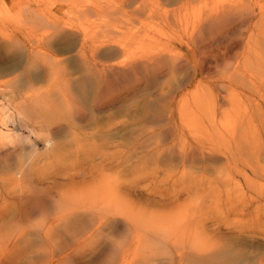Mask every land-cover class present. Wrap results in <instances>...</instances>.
Returning <instances> with one entry per match:
<instances>
[{
	"label": "rangeland",
	"instance_id": "rangeland-1",
	"mask_svg": "<svg viewBox=\"0 0 264 264\" xmlns=\"http://www.w3.org/2000/svg\"><path fill=\"white\" fill-rule=\"evenodd\" d=\"M29 1L30 0L0 1V136H10L7 141L6 139L4 141L0 139L2 141V143L0 142V193L3 194H0V241L2 235L9 236L8 233L12 230V227L14 229V231L12 230L14 234H16L15 230L19 232L23 226L24 228L27 227L32 233H35L36 228L38 229L42 226V224L40 225V221L47 223L51 217L56 215V209L51 205L48 208L45 204L47 210L44 208L46 210L44 213L40 211L36 216L32 215L33 217L28 219L25 223L22 222V225L20 221L21 215L19 214L21 211L16 207L17 201L15 199L12 200V196L15 195L14 191L18 193L20 190H26V188L34 189L36 187L37 188L34 189L35 191H37V189L40 190L39 188L44 187V185L37 184L38 181H43V178L51 176L52 178L60 179V183L62 180V184H64V189L62 188V190L71 187L81 189L83 188L82 185L85 183H88V187L91 183L94 184L93 182L98 184L104 183L108 189L115 190H113V193H116V198L115 194H113V202L117 199L120 203L125 204L122 206H128V210L135 208L139 212L145 214L149 213L153 215L156 213V215L158 214V216L161 217L171 215L174 218V222H177V224L182 223L183 225V222H190L194 225L192 231L190 230V234L197 239L204 238V236L198 235V232L201 233V230L206 228L205 236L210 240L206 241L203 246L207 251L212 250L210 252L208 251L210 257L192 254L191 257L190 255L188 256L189 261L188 258L187 260H178L176 264H205L206 261H208L206 264H221L217 256L214 260L212 259L214 254L219 251L226 254L225 250H228L230 245L231 249L233 245L236 248L238 246V249L240 248L242 253L246 244V247H249H245L246 249H244L242 253L244 254L243 258H247L246 262L251 260V262L253 261L256 264H264V196H260L258 193L263 191L262 194H264V170L256 173L254 172V168L252 170L251 167L245 166V162H247L248 159H252L251 161L253 164L254 162L255 165L260 164L259 167L263 165L262 167L264 169V110H262V108L264 109V97L262 98V96H264V94H262L264 93V91L262 92V88L264 89V71H259L260 68L264 69V25L258 22L262 17V14L259 13V8L263 7L261 10L264 12V0H195L194 3L183 11L186 15L180 22L183 23L176 26L178 29L174 27L169 29L167 26H164L161 14L163 12L172 14L177 6H166L167 3L165 5L163 0H147L145 4L149 5V9L157 10L160 8L157 10L159 12L158 15L153 17L143 15L142 12L138 14L132 12L133 15L136 16V21H134V19L131 20L134 22V25H132L133 22H131V27H128L130 26V21H128L127 24L125 23L126 25L124 24V26H127L126 28L122 26L124 22V18L122 20V15L128 16V14H126L128 11H125V9L128 7L129 12H131V8L125 6L127 3L124 0H117V5L122 11H119L120 8L118 7L119 10L117 8L118 11L115 9V12L120 14L110 13V8L114 9L113 6H115L117 2L116 0H99L101 5L98 0H95L94 2L97 3V5L99 4V9L103 10V15L101 12L95 13V17L97 18L95 21H99L100 23L101 20L103 23L102 25L100 24L101 28L97 27V30L95 25L99 26V23H94L95 21L93 19L95 17L93 13L91 15V17L93 16L92 21H90L89 15V21L85 20L86 22H84L82 20L86 24L83 23L81 28L82 23H78L81 19L79 20L75 14L73 15L75 9H71V2L69 0H66V2L62 0V5L60 7L58 6L61 4L59 3L61 0H52L51 2L47 0L48 3L46 6L51 12L61 13L62 17L67 19V25H75L83 30L89 29V32L88 30L87 32L90 33L89 36L92 37L93 40L110 39L114 42L120 41L122 45L126 47L124 51L126 54L123 53L124 56H121V54L119 56L120 58L118 57L119 59L117 58V60L124 59L129 54L133 55L139 52L143 53L144 51L148 54H153V56L157 54L159 50H161V52L163 50L162 53H164L168 50V45L174 42V46L172 44V47H169L172 48V52L178 56L183 55L182 57L185 58L190 57V62H192L193 59H196L197 53L190 50V47L184 44V41H179V38H184L182 36V32L184 34V28L191 29V23L193 24L192 28H194V24L195 22H197L196 25L198 24L200 16H205L212 8L220 7L222 3L225 5L242 4L240 5L241 7H244L245 3H247V8L248 5H250L249 9L256 8L255 11L258 12L254 19L255 22H252L249 27L243 29L240 39L235 38L229 43L230 45L228 46L233 45V47L231 48L232 52L228 58L224 61L219 59L220 62H215V59L212 57L210 58L212 61L214 60L213 65L217 63L218 65L212 69L208 77L202 79L203 83L200 87L198 83L199 79H196V81L192 83L184 82V85L181 87L178 86L186 76L187 70H184L185 68L175 72L166 70V74H161L157 81H153L149 89L143 90L144 95L141 92L142 97L141 94L138 93V95L135 94L133 97L120 99L118 98V90L121 89L119 86H121L123 82L117 84L118 87L114 85L116 89L114 87L112 88L115 90L114 95L116 94L117 96L115 95L116 97L113 103L109 106L110 109L107 108L100 111V113L99 111L93 110L91 105L94 86L91 85L87 87L86 95H83V90L70 82L60 94L58 91V93L56 92L58 89L55 90V87L50 84L51 82H49L46 76V70L52 63L53 55L62 60V63L59 65V70L62 72L64 71L67 77L71 76L72 78H76L78 75L80 76V73H78L80 72V68L75 56L77 52L76 49L78 48L76 43L79 36H71L67 38L68 40L63 41L54 36H50L46 47H39L38 51H35L37 53V56L35 55L36 60L35 57L33 61L31 60L32 58L29 56L30 52L28 46L25 43L30 41L34 42L36 40L35 37L33 38L35 34L32 35V33H30L27 35L28 33H22L24 23L22 24L23 21L20 20L22 18L19 16L20 12L23 13L21 9L22 6L20 7L19 5L26 4ZM107 1L113 3V5L109 4V7H107ZM155 2H159L161 5ZM66 3L70 8L66 6ZM163 3L164 5H162ZM110 5H112V7H110ZM124 6L125 8L122 9ZM163 6H165V8ZM166 7L169 8L166 9ZM61 8L62 10L64 9L65 12H63ZM171 8H173L174 11L169 10ZM105 9H109V14L104 12ZM169 11H172V13H169ZM131 14L129 15L132 19L134 16ZM69 15H71V17H67ZM115 15H118V18H116ZM168 16L172 18L173 15ZM129 17H127L128 20L130 19ZM76 19H78V21ZM84 19H87V17ZM105 19L106 21L107 19L114 20L113 23L111 20L112 28L113 25H116V29L117 26L120 27L119 29L123 28V32L116 34L119 30L114 33L116 30L115 28L112 33H110L112 28H109L111 30L107 31L106 28L109 25L105 28L104 26L110 24V22L107 21V23H105ZM118 19L120 20L117 21ZM72 20H74V23ZM115 20L117 24L120 22L121 25L115 24ZM125 22H127V20H125ZM257 23L258 26H256ZM79 24L80 27L78 26ZM183 25L187 27H181ZM93 27L95 31L92 30ZM171 29H173V32L175 31L174 29L177 31L173 33L174 36L171 34ZM90 30L92 31L90 32ZM104 32H107L109 35ZM113 33L116 35L114 36ZM175 34L178 35V37L175 38ZM228 39L229 38H227V40L225 39V41L223 39L220 45L222 47L220 49H214V51H226L228 46L225 47V45L227 41L230 40ZM22 43L24 44L23 46H21ZM166 43H168L166 46L167 50L165 48ZM39 49L41 51L43 49L44 51L42 52H45L46 54L44 53V55H47V57L43 56V53L39 51ZM215 52L212 53L215 54ZM198 57H200V55ZM49 60L51 62H49ZM189 67V70L192 72L193 69L191 64H189ZM253 71L255 74L257 72L259 73L255 75L252 73ZM258 74L261 75V78ZM217 82H219L218 86ZM253 82L257 85H251L252 87L249 88V84H253ZM196 86L201 89L200 92L205 90L207 94L201 100L199 99L197 101L198 104L193 103V101L195 102V99L199 97L195 96L197 94ZM91 87L93 89L88 90V88ZM33 90H36V93L39 92L42 95L49 93L48 96L52 102L48 101L49 103L46 102V104L45 102L40 103L35 101L34 104L35 106L43 105V103L47 105L50 110H45L47 123L51 124V126L54 124L56 125L53 126V134H50L46 128H39L32 123L35 116L28 108V106H30V101L27 100L26 96ZM215 90L217 93L220 92L222 95H227L228 102L219 100L218 103H216ZM171 91L174 92L173 95H176L177 101H186L189 105L187 111L184 112L189 116H185V114H182L184 117L180 116L178 107L175 105L176 103H173V105L166 107L167 109H170V107L173 109V117H163L161 121H158L152 117V112L149 109L150 105H155L152 104V102L156 103L154 101L158 98L160 93H162L161 95H166L165 93L168 94ZM260 91L262 95L259 93ZM191 93L192 95L194 94V97ZM199 102H203L202 105ZM195 104H197V106ZM164 105H166V102L162 100L158 109H162ZM259 106L262 108L260 107L261 111L258 113V108L256 107ZM42 108L43 106H41L40 109ZM189 108H191V111ZM147 111L149 114L151 113V116L147 115ZM246 111L249 113L247 121L251 123L253 128H250L249 132L246 130L245 134H248L246 135L249 139L252 137L253 139L251 143L249 139L244 138L242 141L243 147L245 143L249 142L252 144V150L255 151L254 147H256L257 151L254 155L248 143L249 146L246 144L241 151L243 155L232 156V153H230L231 155L228 153L230 152L231 144H233V139L230 136L234 132L236 133V131L239 132L240 128L246 126V121L242 118V115ZM78 116H83V119L81 120ZM234 118H236L237 121ZM169 126L171 128H168ZM251 132L253 133L252 135ZM257 132L258 136H254ZM227 137L228 140H226ZM48 138H52V141H54L52 145H46V140ZM223 139L225 140L221 141ZM245 139L248 141H245ZM201 144L204 145L203 150L201 149ZM186 145H193L197 150L191 152L192 155H189L190 158L183 161L181 152ZM178 146L181 148L179 149ZM188 146L186 147L188 148ZM244 149L246 151H244ZM249 154L251 158L247 157ZM193 155L195 157H193ZM243 156L244 159L246 158L245 162ZM232 157H234V159ZM191 158L193 159L190 160ZM235 158L237 160L240 158V161H236ZM235 162L240 167L243 166L240 169L245 168L244 172L234 168L236 165ZM245 174H247V178L244 176ZM248 179L251 184L254 183L251 187L248 186ZM31 186L32 188H30ZM253 186H255V189L257 187V192L253 190ZM5 193L6 195H4ZM72 193L75 195V191ZM7 195H9V197L6 199V202L4 197H7ZM9 201L11 202L10 205L8 204ZM129 203L131 207L128 205ZM6 204L10 207L5 206ZM5 207H8V210L5 209ZM125 207L124 209H126ZM69 210L70 208H67L66 212L68 213ZM72 216L73 215L65 217V221L61 224L63 228L71 227L70 222L72 221ZM14 217H18L17 219L15 218L18 224L14 221ZM43 218L45 219L43 220ZM66 223H68L69 226ZM47 224H49V222ZM9 227L11 228L9 229ZM15 227L17 229H15ZM199 228L202 229L199 231ZM161 230V228L160 230L152 229V231L138 230L136 233L132 231V235L131 230H128L126 234H124L123 231H121L120 234L116 232L111 234L109 230L101 229V232L93 237L91 243L92 247L104 253V255H101V259L97 264H105L110 254L113 253L112 250L114 248L119 249L120 247V249H122L125 243L128 244L129 251H127L128 253L122 264H134L135 259H137L136 264H145L146 262H149V264H158L157 262H159V264H173L174 262L169 261L170 259L167 258L168 255L170 256V254L172 255L182 249L188 252L193 251L192 248L194 247L192 245V240L188 242V238L185 237L184 241H182L183 239L181 238V240H178V242L176 240L175 242L171 240V237H168L170 233L166 232L165 234L164 231ZM139 231H141V233ZM7 236H4L3 239H7L5 238ZM145 236H147V239ZM133 237L136 238L134 239V243H132ZM144 240H146V242L148 241L147 244H145L146 242H142ZM235 241L238 244H236ZM2 242L5 243L4 240H2ZM2 242L0 247L3 246ZM25 242L23 241L22 243L21 241L20 245L25 246L26 244L23 245ZM233 242L234 244H232ZM149 244H152V246ZM195 244H197V242H195ZM153 246L154 251L156 250L155 252L152 250ZM226 246L229 248L227 247L225 249ZM123 249L127 248L123 247ZM133 250H135V252ZM137 250L140 253L142 251V253H144L141 255L142 258H140L142 262L138 259V256V258L136 257L138 254V252H136ZM247 252L248 254H245ZM162 253L163 255H161ZM165 253H167V255ZM145 254L147 256H145ZM248 255L250 257L249 259ZM147 257H150L148 258L149 260L146 259ZM203 257L204 259H202ZM196 259H198V261ZM144 260L148 261L144 262ZM193 260L194 263H190L191 261L193 262ZM23 263L26 264L28 262L25 260Z\"/></svg>",
	"mask_w": 264,
	"mask_h": 264
},
{
	"label": "bare ground",
	"instance_id": "bare-ground-1",
	"mask_svg": "<svg viewBox=\"0 0 264 264\" xmlns=\"http://www.w3.org/2000/svg\"><path fill=\"white\" fill-rule=\"evenodd\" d=\"M49 1L51 2L52 0H49ZM56 1H58V0H56ZM69 1L71 2V7H72L71 9H73V8L75 9L73 15L75 14V16L79 20L81 19L80 22L78 21V19H76L78 21V23H80V24L82 23L81 28H82L83 23L86 22L85 20L89 21V18H90V21H92V19H93V16L91 17L92 13L94 14V17H95V13L101 12V14H102V12H103V10L99 9L100 7H98L99 4L101 5L100 1H103V0H100V1L98 0L100 2L98 5H97V3L94 2L95 0H69ZM108 1H110V0H108ZM108 1H107L108 5H106L107 7H109V4L113 5V3H111V2L109 3ZM124 1L127 3V5H125V6H129L131 8L130 9L131 12H129L128 7L125 9V11H128V12H126V14H128V16L122 15V20L124 18V20H123L124 22H123L122 26H124L125 23L127 24L128 21H130V24H129L130 26H128V27H131V22H133L131 20L134 19V21H136V18H135L136 16H134L133 13L138 14V13L142 12L143 15L153 16V17H155V15H158V13H159L157 10H159L160 8L157 10L148 8L149 5L145 4L147 2V0H124ZM194 1L195 0H163L165 5L167 3L166 6H168V5H173L174 7H175V5L177 6L175 11L173 10L174 7L169 9V10L174 11L173 13H172V11H169V13L171 12L172 14H167L164 12L161 14L163 19L161 18V16H160V18L163 20L164 26H167V28H169V29L173 28V27L178 29L176 26L181 25L183 23V22L182 23H180V22H181L182 18L185 17V15H186V13L184 14L183 11L185 9H187V7L190 6L192 3H194ZM237 1H239V0H237ZM65 2H66V0H65ZM125 2H123V3H125ZM47 3H48L47 0H30L26 4L19 5L20 7L22 6L21 9L23 10V13L20 12V15H19L22 18V19H20L23 21L22 24L24 23V25H23L24 27H22L23 28L22 33H28L27 35H29L30 33H32V35L35 34V36H33V38L34 37L36 38V40L34 42L30 41L28 43H25L28 46V50L30 52L29 56L32 58L31 60L33 61L35 55L37 54L35 51H38L39 47H43V46L46 47L50 36H54L55 38H58L61 41L68 40L67 38L68 37L70 38L71 36H79L78 41L76 43V46L78 48L77 47H76L77 49L75 48L77 51L75 56H76V61H78L77 62L78 66L80 68L79 69L80 72H78V73H80V76L78 75L76 78L75 77L72 78L71 76L67 77V74H65L64 71L62 72L59 70V68H60L59 65H60V63H62V60L58 59L54 55L52 58L51 65H49L47 70H46V76H47L49 82H51L50 84L55 87V90L58 89V90H56V92L58 91L60 94L63 92L62 90H65V86L68 85V83L70 84V82L72 84L74 83L76 85V87L78 86L79 89H82L83 95H86L87 87H90L91 85L94 86V90H93L94 92L92 91L93 92L92 93L93 98H92V104L91 105H92V109L95 111H99V113H100V111H103V110L109 108V106H111V104L113 103L114 98L117 96L116 94H115L116 96L114 95L115 90L112 87L115 88V86H117V84H120L123 82L121 84V86H119V87H121V89L118 90V92H119L118 98H120V99L121 98L123 99L126 97L130 98V97H133L135 94L138 95V93H140V94H141V92L143 93V90H145V89L146 90L149 89V86H152L153 81H155V80L157 81L160 78L161 74H163V75L166 74V70H170L171 72L172 71L175 72V71L183 70L185 68L184 70H187L186 76L184 77L183 81H181V83H179L178 86L181 87L182 85H184V82L185 83L186 82L192 83V82H195L196 79H199L198 83H199V87H200L201 84L203 83L202 79L205 77H208V75L211 74L212 69L218 65V63L213 65L214 60L212 61L210 58L212 57L213 59H215V62H218V61L220 62L219 59L224 61L226 58H228L232 52L231 48L233 47V45L228 46V45H230L229 43H231L235 38L240 39V36H241V33L243 32V29H245L246 27H249L252 24V22H255L254 19L258 14V12L255 11L256 8L255 9H253V8L249 9L250 5H248V8H247V6H246L247 3H245L244 7L240 6L242 4H229V5L226 4L225 5L222 3L223 5L221 4L220 7H217L214 9L212 8V10L209 13H207L205 16L201 17L199 15L200 20H199L197 25H196L197 22H195V20H194V22H195L194 28H192L193 27L192 23H191L192 27L190 26L191 29L184 28V26H186V25L181 26L184 28V30H183L184 34L182 32V36L184 38H179L180 39L179 41H184V44L188 45L190 47V50H193L197 53L196 59H193L192 62H190L191 61L190 57L185 58V57H182L183 55L178 56L177 54L172 52L173 51L172 48H169V47L172 44L174 46V42L171 45H168V50L170 49L169 51L167 50L166 46L170 42L166 43L165 48L167 51L164 53H162L163 50H162V52H161V50H159L160 53L157 51L158 53L156 52L157 54H155L154 56H153V54L152 55H151V53L148 54L145 51H144L145 53L139 52V53H136L133 55L128 53L129 55H127L126 58L121 59V60H117V58L121 54H122L121 56H124L123 53L126 54L124 52L126 50L125 49L126 47L123 46L120 41L114 42L110 39H104V40L102 39L99 41L93 40V38L89 36V34H90V33H88L89 29H87L88 30V32H87V30H83L81 28H78L75 25H72V26L69 24L67 25V23H66L67 19H65V17H62L61 13L51 12L46 6ZM59 3H61V4L58 7H60L62 5V0ZM114 3H115V1H114ZM155 3L156 4L158 3V5H161L159 2H155ZM164 3L162 5H164ZM117 4H118V1L115 3V6H113L114 9L110 8L111 9L110 13H115V14L118 13V12H115V9L117 10V8L119 7ZM112 5H110V7H112ZM116 5H117V7H116ZM152 5H154V4H152ZM66 6H68L67 3H66ZM125 6L122 7V9L125 8ZM68 7L70 8V6H68ZM68 7H67V9H68ZM163 7L165 8V6H163ZM62 8H61V10H62ZM119 8H118V10H119ZM150 8H151V4H150ZM168 8L166 7V9H168ZM64 9H65V7H64ZM64 9L62 10L63 12H65ZM71 9H70V12H71ZM259 9H260L259 13L262 14V17L260 18V21L258 20V22H260V24L264 25V12L261 10V9H263V7H260ZM55 11H56V9H55ZM119 11H122L121 8ZM143 11H144V13H143ZM104 12H106V14H109V9H105ZM21 13H22V15H21ZM118 14H120V13H118ZM129 14L134 16V18L131 19V16ZM200 14L203 15L202 13H200ZM71 15H69L67 17H71ZM89 15H90V17H89ZM102 15H100V16H102ZM168 15H171V16L173 15V16L171 18ZM124 16L125 17L130 16L129 17L130 19L128 20L127 17L125 19ZM85 17H87V19H84ZM113 18H115V17H113ZM116 18H118V15L116 16ZM120 18H121V16H120ZM71 19H73V18H71ZM95 19L97 20L96 17L93 20L95 21ZM111 20L107 19V21L110 22V24H106V26H104V28H105V27H107V25H109L106 28L107 31L111 30L109 28H112ZM119 20L120 19H118L117 21H119ZM125 20H127V22H125ZM73 21L74 20H72V22ZM107 21L105 19V23H107ZM113 21L114 20H112V23H113ZM97 22L99 23V21H97ZM97 22L95 21L94 23L96 24ZM73 23H70V24H73ZM139 23H140V21H139ZM139 23H137V24H139ZM80 24L78 25L79 27H80ZM84 24H86V23H84ZM100 24L101 25L103 24L101 22V20H100V23L98 24L99 26L95 25L96 30H97V27L98 28L100 27ZM115 24H117L116 20H115ZM119 24H120V22L117 25H119ZM132 25H134V22L132 23ZM187 25H188V23H187ZM256 26H258V23L256 24ZM94 27H93V29L91 28L93 31H95ZM124 27L126 28L127 26H124ZM114 28L116 29V25H113V28H112L110 33H112V31L115 30ZM119 28L120 27L117 26V29L114 31V33L117 30H119V32H116V34L123 32V30H122L123 28L122 29H119ZM176 29H174V30L176 31ZM180 29H182V28H180ZM92 30H90V32ZM120 30H122V31H120ZM104 31H106V30H104ZM171 32H172L171 33L172 36H174L173 35V33H174L173 29H171ZM104 33H107V32H104ZM116 34H114V36ZM176 34H175V38L178 37L179 33H178V35H176ZM107 35H109V34L107 33ZM30 37H32V36H30ZM222 38L224 39V41H225V39L227 40V38L230 39V40L228 39L229 41H227V44L225 45V47L228 46L227 50L224 52H222L220 50L218 52H215L214 49H220L222 47V46H220L221 42L223 40ZM49 44H50V42H49ZM23 45L24 44L22 43L21 46H23ZM39 51H41V50L39 49ZM42 51H44V50L42 49ZM34 52H35V54H34ZM212 52H215V54ZM44 53L42 55L47 57V55H44ZM158 54H160V55H158ZM156 55H158V56H156ZM199 55H200V57H198ZM46 57H45V59H46ZM40 59H42V58H40ZM35 60H36V57H35ZM49 62H51V61L49 60ZM47 64H48V62H47ZM189 64H191V66H192V69H193L192 72H191V70H189L190 69ZM45 67H47V66H45ZM260 69H259L260 72L264 71V69H262V68H260ZM252 73H254V71ZM257 73H259V72H257ZM258 75H259V77L261 76L260 74H258ZM249 78H251V77H249ZM230 79H232V78H230ZM259 82H261V81H259ZM215 83H214V86H215ZM218 83L219 82H217V86H218ZM249 85L250 86H248V87L250 88L253 85H257V84L255 82H253V84L251 83ZM199 87L196 86L197 94L195 95V96H199V97L197 99H195V102L193 101V103H197V101L199 99L201 100L205 95H207L205 90L204 91L202 90V92H200L201 89ZM32 88H33V85H32ZM89 89L92 90L93 88L91 87V88H88V90ZM260 90H261V87H260ZM35 91L36 90L29 92L30 94H28V96H26L27 100L30 101V103H29L30 106H28V108L33 113V115L35 116V118H33V120H32V123L35 124L36 126H38L39 128H46L50 134H53L54 133L53 126H56V125L54 124L53 126H51V124L47 123V116L45 113L46 112L45 110L50 111L46 105L47 104L46 102H48V101L52 102L48 96L49 93L42 95L39 92L36 93ZM256 91H259V90H256ZM263 91H264V89L262 88V92ZM79 92H81V91H79ZM262 92L260 91L259 93L261 94ZM173 93L174 92H172V91L168 94L165 93L166 95H161L162 93H160L158 95V98L154 101L156 103L152 102V104H155V105H150V108L149 107L148 108L151 110L153 118H155L158 121H161V119H163V117L172 118L174 115L173 109L171 107H170V109H167L166 107L173 105V103H176L175 105H177V107H178V111L180 113V114L179 113L178 114L180 116L184 117V115H182V114H185L184 112L187 111L189 105L186 103V101H182V102L179 100L177 101L176 95H173ZM140 94H139V96H140ZM262 94H264V93H262ZM63 95H65V94H63ZM143 95H144V93H143ZM191 95H192V93H191ZM141 97H142V94H141ZM263 97L264 96H262V98ZM260 98H261V96H260ZM162 100H164L166 102V105H164V107L162 109H158L159 104ZM215 100H216V103H218L219 100H222V102H226L227 101V95L226 96L222 95L220 92L217 93V91H216ZM35 101L40 102V103L45 102L46 104L43 103V105L35 106V104H34ZM199 103H201V105H202L203 102H199ZM54 104H55V102H54ZM197 104H195V105L197 106ZM41 106H43L42 109H40ZM261 106L256 107V108H258L257 109L258 113H259V111H261V109H260ZM202 107H204V106H202ZM242 107H243V105H242ZM49 108H51V107H49ZM191 108H189L190 111H191ZM146 109H147V107H146ZM247 110H249V109H247ZM262 110H264V109L262 108ZM192 111L194 112L193 109H192ZM205 112H206V110H205ZM147 113H148L147 115L151 116V113L149 114L148 111H147ZM187 115L185 114V116H187ZM243 115H242V118L246 121V126L244 128H240L239 132L236 131V133L234 132L230 136L233 139L232 140L233 144H231L230 152H228V153L229 154L232 153L233 154L232 156L243 155V154H241V151L246 146V144H247V146H249V144H250V146H251L250 150L253 149L252 144H251L253 137L249 139V137L247 136L248 134L247 133H246L247 135L245 134V131L248 130L247 132H249L250 128H253V126H251V123L247 121V119H248L247 117H249V113L246 111V112H244ZM145 116H146V114H145ZM79 118H81V120H82L83 116L79 117ZM234 119H236V118H234ZM243 119H242V121H243ZM253 120H254V118H253ZM236 121H237V119H236ZM241 127H243V126H241ZM168 128H171V127L169 126ZM256 130H257V128H256ZM256 130H254V131H256ZM252 132H251V135L254 133V132L253 133ZM249 135H250V133H249ZM255 135L258 136V132H257V134H254V136ZM260 135H261V133H260ZM9 138H10L9 135H5V136L3 135V137L0 136V139L3 141L5 139L7 141V139H9ZM244 138L249 139V141H251V143H249V142H248L249 144L245 143L244 147H243L242 141L244 140ZM247 139H245V141H248ZM1 140H0V142L2 143ZM224 140L225 139H223L221 141H224ZM226 140H228V137ZM46 141H47L46 145H52L54 143V141H52V138H48ZM174 142H176V141H174ZM186 146H188V145H186ZM186 146H184L183 151L181 152L183 155L182 156L183 161L190 158L189 155L191 154V152H193L194 150H197V148L193 145L188 146V148ZM174 147H175V145H174ZM201 147H202L201 149L203 150L204 145L201 144ZM211 147H213V146H211ZM178 148L180 149L181 147L178 146ZM254 148H255V151L252 150V152H254V155H255V152L257 150H256V147H254ZM244 151H246V150L244 149ZM203 154H204V152H203ZM251 154H253V153H251ZM249 156H250V154L247 155V157L251 158V156L250 157ZM193 157H195V156L193 155ZM232 158L234 159V157H232ZM192 159L193 158H191L190 160H192ZM243 159H244V156H243ZM243 159H241V160H243ZM245 159H244V162H245ZM238 160L240 161V158ZM238 160L236 159V161H238ZM251 160L252 159H248V161L245 162V166L251 167L252 170L254 168V172H256V173H258V171L261 172L264 170L262 167L263 165L261 167H259L260 164L255 165V162L253 164V162ZM232 162H234V161H232ZM235 164H236V162H235ZM233 166H234V164H233ZM242 167L243 166L240 167L239 165L236 164L234 168H237L239 171L242 170L244 172L245 168L240 169ZM246 175L247 174H245L244 176L247 178ZM59 180L60 179H58V178H52L51 176H47V177L43 178V181L42 180L38 181L37 184H43L44 185V187L39 188L40 190L37 189L38 192L34 190L37 188L36 185H35L36 188H34V189L26 188V190H24V189L20 190V191H18V193H16L14 191L15 195L12 196L13 198L12 197L11 198H12V200L15 199L17 201L16 207H18V210L21 211L19 213L21 215V217L19 216L21 224H22V222L25 223L28 219L33 217L32 215L36 216V214H38V212H40V211L42 213H44V211L47 210L46 207L49 208L50 205L56 209V215L50 218V220L48 221L49 224H47L48 222L45 223L43 221H40V225L42 224V226L39 227L38 229L36 228L35 233H32L30 230L27 229V227L24 228V226H23V227H21V229L19 228L20 229L19 232H16L17 230H15L16 234H14V232H12V230L14 231L13 227L12 228L9 227V229L10 228L12 229V230H10L12 235L10 232L9 233L7 232L9 234V236L4 235V236H7V237H5L7 239H3L4 236L2 235V239L0 241V244H1L2 240L5 241V243L2 242L3 243V246H1L2 248L0 247V264H24L23 262L25 260H26V262H28L26 264H41V263H43V264H97L101 259V255H104V253L98 251L95 247H92L91 243H92L93 237L96 234H98L99 232H101V229L102 230H104V229L109 230L111 234H114L115 232L120 234L121 231H123V233L126 234V233H128L127 232L128 230H131V234H132L134 231L136 233V231H138V230H141V231L142 230L143 231L144 230H146V231L151 230L152 231V229L153 230L154 229L160 230V228H161L162 229L161 231H164L165 234H166V232L170 233L171 235L169 234L168 237H171V240H174L175 242H176V240L178 242V240H181V238L183 239L182 241H184L185 237L188 238V242H190L192 240V245L194 247V248H192V250H193L192 252L184 251L182 249L181 251H177V252L173 253L172 255L170 254V256L169 255L167 256V258L170 259V260L168 259L169 261L174 262L173 264H176V262L178 260L179 261L184 260V259L187 260L188 256L190 255V257H191L192 254H195V255L198 254L200 256L204 255V257H210L209 252L212 250H210V251L208 250L209 251L208 252L206 250V248L203 246L206 243V241L210 240L209 238H207L205 236V234H206L205 229L206 228L201 230V233L198 232V235L204 236V238L203 239H197V238L191 236V234H190V232L194 228V225L190 222H186V223L183 222V225H182V223L177 224V222H174V218L171 215H165L164 217L163 216L161 217V216H158V214L156 215V213H154L153 215L152 214L150 215L149 213L145 214V213L139 212L135 208L128 210L129 207L128 206H126V207L122 206L125 204L120 203L117 199L113 202L112 195L115 194V198H116V193H113L114 189L113 190L108 189V187L104 183L98 184L96 182H93L94 184L91 183L89 187H88V183H85L82 185L83 188H81V189H79L77 187H71V188H68V189L65 188V190H62V188L64 189V184H62V180H61V183L59 182ZM248 181H249V179H248ZM248 183L250 184V185L248 184V186H250V187L252 185H254V183L251 184L250 181ZM255 183H256V181H255ZM260 185H262V184H260ZM255 186H253L254 187L253 190H256L255 192H257L258 191V189H257L258 185H257L256 189H255ZM30 188H32V186ZM74 191H75V195L72 193ZM262 192H258L260 194V196H264V194H262ZM7 193H10V192H7ZM1 195H3V194H1ZM4 195H6V193ZM8 197H9V195H7V197L5 196L4 199L6 200ZM0 200H1V198H0ZM6 202H7V200H6ZM12 203H15V202H12ZM8 204L10 205L11 202L9 201ZM8 204H6L5 206H9ZM45 204H46V207H45ZM128 205L131 207L130 203ZM13 206H15V205H13ZM124 207L126 209H124ZM7 208L5 207V209H7ZM40 208H42V209H40ZM44 208H46V210ZM67 208H70L68 213L66 212ZM4 211H6V210H4ZM70 215H73L72 221L70 222L71 227H64L63 228L61 226V224L65 221V217L70 216ZM43 217H44V215H43ZM186 217H184V218H186ZM15 218L16 217L13 218L14 221H15ZM45 218H43V220ZM177 220H179V219H177ZM16 223L18 224V222H16ZM19 224H20V222H19ZM66 224H68V223H66ZM68 226H69V224H68ZM15 229H17V228L15 227ZM179 229L182 232H180ZM200 229H202V228H199V231H200ZM125 230H127V231H125ZM141 231H139V232L141 233ZM142 233H144V232H142ZM161 236L163 237L162 234H161ZM34 237H36V238H34ZM146 237L147 236H145V238ZM134 239H136V238L133 237L132 243H134ZM193 240H194V242H193ZM21 241H22V243H23V241L24 242L26 241L23 244V245H25V244L26 245L21 246L20 245ZM142 242L144 243V242H146V240H144ZM147 242L145 244H147ZM195 242H197V244H195ZM237 242H239V241H237ZM127 243H130V242H127ZM209 243H211V242H209ZM235 243H236V241H235ZM139 244H140V241H139ZM152 244H154V243H152ZM152 244H149V245L152 246ZM232 244H234V242ZM236 244H238V243H236ZM106 245H108V244H106ZM125 245L123 244V247L127 248V249H123V247H122V249H120L121 247L119 249L114 248L112 250L113 253L112 254L109 253L110 257L105 264H122L124 262L123 260L125 259V256L128 253L127 251H129L128 250V244L125 243ZM246 245L244 246V248L242 246L243 252H244V249L249 247V246L246 247ZM119 246H121V245H119ZM233 246H232V249H231V245L229 246L230 248L228 246H226L225 249L227 247L229 248L228 250H225L223 248L226 251V254L223 253L222 251H219L218 253H216L217 255L214 254L213 257L211 256L212 259L214 260L217 256V259L220 260L221 264H256L253 261L251 262V260H248V262H246L247 258L246 257H245V259L243 258L244 254H242L243 252L241 253L240 248L238 249V246H237V248L234 246L235 247V250H234ZM147 249H148V247H147ZM152 250L154 251V246H153ZM133 251L135 252V250H133ZM134 252H132V253L135 254ZM136 252H138V254L140 255L139 256L136 253L137 254L136 257L138 256L139 258L138 257L137 258L140 260V258H142L141 255H143L144 253H142L143 251L140 253L138 250ZM161 252H163V251H161ZM154 254H156V253H154ZM165 254L167 255V253H165ZM245 254H248V252ZM148 255H150V254H148ZM161 255H163V253ZM249 255H248V259L250 258ZM145 256H147V255L145 254ZM159 257H162V256H159ZM204 257L202 259H204ZM148 258H150V257H147L146 259H148ZM163 259H165V258H163ZM148 260H144V262H146ZM154 260H156V259H154ZM196 260L198 261V259H196ZM21 261H23V262H21ZM120 261H121V263H120ZM136 261H137V259H135L134 264L137 263ZM188 261H189V258H188ZM202 262H203V260H202ZM207 262L208 261H206V263ZM157 263L159 264V262H157ZM165 263H168V262H165ZM190 263H194V260H193V262L191 261ZM145 264H149V262H146Z\"/></svg>",
	"mask_w": 264,
	"mask_h": 264
}]
</instances>
